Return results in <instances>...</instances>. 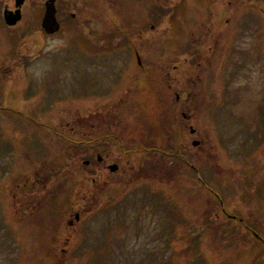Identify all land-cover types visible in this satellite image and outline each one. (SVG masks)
I'll use <instances>...</instances> for the list:
<instances>
[{
    "label": "rangeland",
    "instance_id": "rangeland-1",
    "mask_svg": "<svg viewBox=\"0 0 264 264\" xmlns=\"http://www.w3.org/2000/svg\"><path fill=\"white\" fill-rule=\"evenodd\" d=\"M175 8L159 27L158 52L152 42L145 52L152 79L122 106L113 105L117 64L93 79V42L64 44L0 21V264H264V25L251 57L242 55L245 71L224 75L221 54L203 59L192 81L175 85L187 95L177 105L167 94L173 79L156 73L174 78L180 66L188 76L189 28L210 12L206 0ZM229 15L243 20V35L256 33L247 30L251 11ZM98 136L122 169L102 184L83 166L87 150L66 143ZM169 143L197 172L176 163L184 157L158 164L141 153ZM112 195L113 214L93 210ZM76 210L80 222L69 227Z\"/></svg>",
    "mask_w": 264,
    "mask_h": 264
},
{
    "label": "flooded vegetation",
    "instance_id": "flooded-vegetation-1",
    "mask_svg": "<svg viewBox=\"0 0 264 264\" xmlns=\"http://www.w3.org/2000/svg\"><path fill=\"white\" fill-rule=\"evenodd\" d=\"M0 0V17L4 13L10 15L14 13L20 20L10 30L18 26L28 27L33 33L40 34L42 38L58 39L64 44L69 42H93L95 50L89 51L97 59L99 73L96 76H105L109 69L110 61L117 64L115 69L118 74L113 86V105H130L135 100L136 93L144 91L145 86L152 79L153 71L150 69L149 58L145 55L150 46L149 42L156 44V51L163 39V28L159 30L165 22V10L171 3L175 7L181 5L182 0ZM188 1V0H183ZM207 9L210 12V19L199 20L192 25L188 31V39L184 47L190 52L192 62L195 65L189 66L188 76L183 71L184 68L174 66L172 68L175 77H169V72L156 73L167 75L173 79L174 83L167 85L170 89L167 94L174 97L173 102L178 103L185 100V91L177 92L175 85H180L181 81L193 80L196 70L202 64L203 59L215 57L216 54L225 56L224 75H237L245 71L247 66L242 55L251 57L255 46L260 41V25H264V0H206ZM53 4L55 22H50L42 27V20L45 15L47 5ZM251 11L254 14L252 24L248 22V28L256 32L254 35L246 33L243 35L245 24L241 19L232 18L229 12L238 10ZM3 22V20H2ZM4 23V22H3ZM250 30V29H249ZM242 33V34H241ZM23 36L24 34H19ZM32 35V34H31ZM246 45V48L244 46ZM182 47L181 43H178ZM245 49V50H244ZM246 51V52H245ZM184 55V54H183ZM245 57V56H244ZM114 69V70H115ZM185 70V69H184ZM166 73V74H165ZM160 77L158 81H160ZM101 94V93H99ZM189 99H186L188 101ZM176 117V116H175ZM182 124L184 132L189 131L192 141H198V145L203 141L197 140V131L192 125H186L185 121L190 119L188 115L182 113ZM174 120V116H172ZM178 119V117H176ZM114 139V138H112ZM189 139V138H187ZM101 136L94 138L93 143L88 146L87 153L89 160L84 168L90 169L93 179L98 184L104 183L111 175L121 172V167L113 163L109 158L111 148L109 141L104 142ZM114 141V140H113ZM191 141V142H192ZM198 145L196 147H198ZM163 148H150L143 152L157 155V163L163 161L165 155H172L170 148H175L168 144V152ZM142 152V153H143ZM175 152V151H174ZM176 153H174L175 155ZM149 156V155H148ZM148 161V159H147ZM118 166L114 173L109 171V166ZM154 166V165H152ZM162 168L163 166L160 165ZM191 169L195 168L190 162ZM152 173V172H150ZM153 174V173H152ZM156 173H154L155 175ZM79 210L74 211L73 219L67 224L69 227L75 226L80 221Z\"/></svg>",
    "mask_w": 264,
    "mask_h": 264
},
{
    "label": "water",
    "instance_id": "water-1",
    "mask_svg": "<svg viewBox=\"0 0 264 264\" xmlns=\"http://www.w3.org/2000/svg\"><path fill=\"white\" fill-rule=\"evenodd\" d=\"M19 16L17 15H5L4 20L6 22L7 25H14L18 20H19ZM54 20V9H53V4L47 5L46 7V12H45V16L43 18V25H46L50 22H52ZM194 145H196V143H193ZM86 163V162H85ZM117 169L116 165H111L109 167V170L111 172L115 171Z\"/></svg>",
    "mask_w": 264,
    "mask_h": 264
},
{
    "label": "trees",
    "instance_id": "trees-1",
    "mask_svg": "<svg viewBox=\"0 0 264 264\" xmlns=\"http://www.w3.org/2000/svg\"><path fill=\"white\" fill-rule=\"evenodd\" d=\"M115 203H116V201L113 198H111V196H110L108 201H107V207L105 209L104 208H98L96 210V212L99 214H103L102 212L105 211V213L103 215H105V216L110 215L109 212H111L113 210V206L116 205ZM122 204H124V203H122ZM116 209H117V207H116Z\"/></svg>",
    "mask_w": 264,
    "mask_h": 264
}]
</instances>
